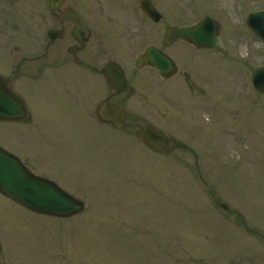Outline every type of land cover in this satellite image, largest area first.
<instances>
[{
	"label": "rangeland",
	"instance_id": "374dc122",
	"mask_svg": "<svg viewBox=\"0 0 264 264\" xmlns=\"http://www.w3.org/2000/svg\"><path fill=\"white\" fill-rule=\"evenodd\" d=\"M114 1L116 7L136 4L66 3L79 10L87 3L94 10L98 3L113 6ZM153 1L166 21L172 20L167 14L176 16L175 25L188 26L209 14L222 26L227 58L206 53L199 60L212 81L193 66L212 95L210 103L204 102L208 93L200 97L180 79L169 83L166 103V89L153 90L145 70L135 85L151 105L132 100L126 108L137 122H151L196 157L179 150L168 156L153 153L135 140L134 129L119 134L99 123L93 112L97 86L78 71L73 72L83 85L78 91L68 71L53 77L52 84L18 83L14 91L32 122L0 124V142L15 146L19 133L29 151L40 153L37 171L84 200L87 208L84 215L60 219L34 214L0 195L2 264H264V95L250 84L253 70L264 64V49L244 26L250 12L264 9V0ZM0 10V26L28 15L24 19L33 20L42 37L47 24L41 20L49 25L45 0H0ZM132 18L133 13L101 28L111 33L112 56L125 66L127 77L137 53L164 29L145 22L126 26ZM22 47L29 49L25 41ZM179 50L182 58L186 51ZM86 89L90 92L80 98ZM46 161L49 165H43Z\"/></svg>",
	"mask_w": 264,
	"mask_h": 264
},
{
	"label": "flooded vegetation",
	"instance_id": "af4514ba",
	"mask_svg": "<svg viewBox=\"0 0 264 264\" xmlns=\"http://www.w3.org/2000/svg\"><path fill=\"white\" fill-rule=\"evenodd\" d=\"M152 5L155 9L157 8L153 2ZM18 6L21 9L19 12H23V2H21ZM31 7L35 9L33 4H31ZM113 7L114 6L110 3H107V5L98 3L96 4V9L94 10L93 8H85L77 12L73 9L75 6L72 5L70 7V5L64 6L63 4L58 11H51L48 9V21L50 25L46 35H43L42 37L39 33L41 32L39 26L33 25V20L24 19V17L28 15H21L20 20H9L3 22L2 24L4 30H2V34H0V60H2L0 64L3 65L4 70L7 71L6 76L4 77L7 79V85L9 88L13 91L15 86L20 82L37 84L38 82L45 81L52 84L54 81L53 77L64 75L63 72L68 71L67 74H72L74 78L72 81L74 87L73 90L78 91L79 87L83 86L76 78V74L73 73L74 71H78V75L82 79L91 80L95 82L97 86L96 91L99 92L100 96L94 100V108L106 103H117L121 104L123 107H128L132 100L142 101L143 103L149 102L147 97H143V94L139 93L135 85L138 73L147 70L151 73L150 85L152 89L158 92H162L166 89L162 97L166 103L168 99L167 89L170 85L169 83L175 79H180V81L186 85L187 89L190 90L192 88L193 90H196L200 97L204 96L207 86L197 80L193 72V66L195 64L199 66L201 75H207L210 78V74L204 72V68L201 66L199 60L206 53L213 55H215V53L210 50L199 49L183 41L171 43L167 46L163 43L161 35L155 43L144 46V48L137 53L132 64L131 74L126 79V91L119 93L115 89L109 88L104 78V66L107 62L115 61L112 56L115 52V48L112 44H110L104 32L93 31L92 29L114 27L121 20L129 18L132 13L137 14V17H134L135 19L140 18V20H135L133 18L132 19L134 21L126 20V22H128L126 26L128 27L133 25L132 27L137 26L139 28L141 26V22H145L153 25L163 24L164 28H166L168 26H173L172 23L174 21L172 20L176 17L171 13L167 14L172 17V20L166 21L165 13L160 11L161 18L159 22H153L140 10L138 5L134 9H130L128 6L124 5L117 6L116 8ZM65 10L77 12L83 26L85 28H91L88 38L84 39L83 35L76 36V25L67 18L68 13ZM63 13H66V16L61 18ZM118 16L122 18H119ZM49 31H53V35L57 36V38L53 40L49 39ZM10 32L12 36L10 35ZM23 34L26 36H23ZM24 41L29 45L28 52H24L23 48L20 46ZM148 46L155 47L157 51L171 59V62L177 67L176 75L169 76L170 74L167 70L168 66L163 70L162 75L164 76L158 74L149 65L143 66L142 68L136 67L137 57L141 55ZM180 47H182L183 51H186L182 58L179 57L181 52V50H179ZM107 72L111 74L110 69H107ZM171 89L174 92L177 91L174 88ZM84 91L86 92H84L80 98H83L90 92L89 89ZM18 96L22 98L20 95ZM206 102L209 103L210 100L207 99ZM94 118L96 119L95 115ZM136 118H138V116L135 114L126 112V122L128 121V123H130V121ZM31 122L32 117L28 111H26V116L22 118V120L16 122L0 121V124L4 125V123H8L28 125ZM14 135L16 137L12 141L15 143V146L7 148L8 146H4L2 142H0V146L15 155L21 163L35 175L50 179L45 173L37 171V162L40 157L38 150L34 148V150L29 151V149L24 146L23 142L18 138L20 137L19 133ZM38 147L40 148V142H38ZM43 165H49V162L46 161ZM0 244V264H2L1 239Z\"/></svg>",
	"mask_w": 264,
	"mask_h": 264
},
{
	"label": "water",
	"instance_id": "95a60500",
	"mask_svg": "<svg viewBox=\"0 0 264 264\" xmlns=\"http://www.w3.org/2000/svg\"><path fill=\"white\" fill-rule=\"evenodd\" d=\"M48 1L53 8L55 4H59L62 0ZM141 5H145V3ZM144 11L157 20V16L152 14L150 7L148 9L144 8ZM247 25L264 43V12L251 14L247 19ZM170 40H186L194 45L210 48L216 52L225 54L219 38V26L209 21L207 17L198 25L189 28H167L164 33V42H169ZM164 58L155 49L149 48L140 58L139 62L150 59L155 70L161 72L165 67L164 62L166 63ZM111 67H113V75L107 72L104 73L107 83L121 91L125 86L123 74L113 64H108L106 69ZM252 84L257 92L264 94V66L254 71ZM23 115L24 109L22 105L0 79V120H17ZM97 116L104 123L114 125L117 128L123 127L124 114L118 106H103L98 111ZM136 136L153 151H170L168 138L152 126L146 125L140 127ZM0 193L20 206L39 214L70 217L83 210L81 202L67 195L56 185L36 178L14 156L3 151L1 148Z\"/></svg>",
	"mask_w": 264,
	"mask_h": 264
}]
</instances>
